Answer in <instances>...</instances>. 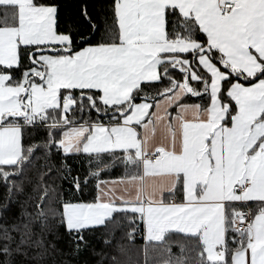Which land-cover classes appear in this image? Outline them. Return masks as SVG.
Wrapping results in <instances>:
<instances>
[{"label":"snow or ice","instance_id":"6c2138e0","mask_svg":"<svg viewBox=\"0 0 264 264\" xmlns=\"http://www.w3.org/2000/svg\"><path fill=\"white\" fill-rule=\"evenodd\" d=\"M67 8L0 0V264H264V0Z\"/></svg>","mask_w":264,"mask_h":264},{"label":"trees","instance_id":"16d2710c","mask_svg":"<svg viewBox=\"0 0 264 264\" xmlns=\"http://www.w3.org/2000/svg\"><path fill=\"white\" fill-rule=\"evenodd\" d=\"M64 4L68 5L66 11H76L77 8L84 4L88 3L90 8L97 2V0H62ZM32 135L36 140H40L44 133L42 130H35ZM54 159L58 160V156L55 155ZM39 155V154H37ZM69 164L72 165L74 174L76 172H80L81 175L85 173L87 170V162L84 160L82 156L72 155L68 157ZM120 172V169L117 168L113 174H117ZM26 174L35 176L34 169L26 168ZM65 199H71L73 202L77 201H89L91 200V195H89V189H85L83 193H74L69 190V185L65 182L64 185ZM91 187V186H90ZM6 194V189L3 184H0V202L3 201V197ZM250 206L255 207V205L250 204ZM13 212L19 211V206L15 205L12 209ZM88 240L90 241L89 247L80 253L79 256L73 255H65L62 257H58V260H64L66 264H97L100 261V255L94 254L93 249L96 253L109 252L113 253V249L106 248L103 244V238L99 231L95 233H86ZM173 240H180V237H173ZM121 244L124 248V251L119 253V259L121 264H160L161 256L160 254L153 249L151 244L146 245L142 236L137 233L135 235L134 242L127 243L126 240H122ZM65 252H69V248L66 244L61 245ZM145 248H147V253L145 252ZM172 251L178 252V247L173 246ZM104 264H108V261L105 260Z\"/></svg>","mask_w":264,"mask_h":264},{"label":"rangeland","instance_id":"374dc122","mask_svg":"<svg viewBox=\"0 0 264 264\" xmlns=\"http://www.w3.org/2000/svg\"><path fill=\"white\" fill-rule=\"evenodd\" d=\"M126 242H127V243H131V242H128L127 240H126ZM132 243H133V242H132Z\"/></svg>","mask_w":264,"mask_h":264},{"label":"crops","instance_id":"0c3cea01","mask_svg":"<svg viewBox=\"0 0 264 264\" xmlns=\"http://www.w3.org/2000/svg\"><path fill=\"white\" fill-rule=\"evenodd\" d=\"M250 204H251V202H250ZM250 207H253V206H250Z\"/></svg>","mask_w":264,"mask_h":264}]
</instances>
